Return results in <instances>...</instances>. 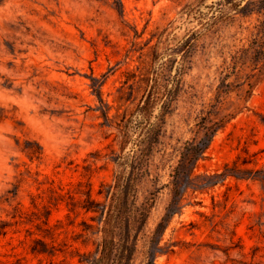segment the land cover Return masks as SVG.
Masks as SVG:
<instances>
[{
	"label": "rangeland",
	"instance_id": "rangeland-1",
	"mask_svg": "<svg viewBox=\"0 0 264 264\" xmlns=\"http://www.w3.org/2000/svg\"><path fill=\"white\" fill-rule=\"evenodd\" d=\"M250 2L0 0V264H81L103 224L61 196L102 201L130 157L136 205L154 198L131 264H264Z\"/></svg>",
	"mask_w": 264,
	"mask_h": 264
},
{
	"label": "trees",
	"instance_id": "trees-1",
	"mask_svg": "<svg viewBox=\"0 0 264 264\" xmlns=\"http://www.w3.org/2000/svg\"><path fill=\"white\" fill-rule=\"evenodd\" d=\"M227 3L234 0H225ZM243 0H236L237 7ZM246 3L240 8V11L245 12V16L253 13L257 15H264V0H255L253 4ZM253 5L254 9L249 10L248 6ZM264 21L255 26L257 30L254 37L251 39L247 49H243L242 53L246 54L248 50L253 49L259 56L261 54L262 43L258 41L260 34L264 36ZM259 59V58H257ZM205 147L196 146V155H201ZM197 157V156H196ZM134 157L126 158L119 166H128L130 171L124 173L119 172L113 176L111 183L101 182L96 195L102 196V201H97L92 197V190L90 184L86 183L87 190L85 191V198L80 203L75 201V197L69 191L61 196V199H66V207L70 213H75L77 208L83 210L84 214L93 213L90 216L92 221L97 224H103L98 229L103 234V238L95 245L93 252L83 254L80 259L81 264H131V261L136 252V245L139 232L146 225L149 218L150 211L154 204V198L147 197L140 205H136L137 198V185L139 178L143 175H137L134 170L138 164L133 161ZM198 158H194L196 161ZM122 160V157H121ZM173 177L176 179L177 170H174ZM181 199V195L178 197ZM170 203L166 207V212L156 225L153 236L159 235L163 229V224L171 217L172 211ZM69 217V214L66 215ZM150 244H155L154 237L150 240ZM151 245L148 248V258ZM49 264H55L50 261ZM145 264H153L151 259H148Z\"/></svg>",
	"mask_w": 264,
	"mask_h": 264
}]
</instances>
